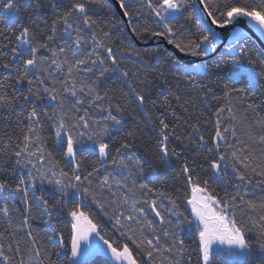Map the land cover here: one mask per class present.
Here are the masks:
<instances>
[{
    "label": "snow or ice",
    "instance_id": "snow-or-ice-1",
    "mask_svg": "<svg viewBox=\"0 0 264 264\" xmlns=\"http://www.w3.org/2000/svg\"><path fill=\"white\" fill-rule=\"evenodd\" d=\"M242 21L264 36V0H0V264H264V48Z\"/></svg>",
    "mask_w": 264,
    "mask_h": 264
},
{
    "label": "trees",
    "instance_id": "trees-1",
    "mask_svg": "<svg viewBox=\"0 0 264 264\" xmlns=\"http://www.w3.org/2000/svg\"><path fill=\"white\" fill-rule=\"evenodd\" d=\"M95 11L97 12V14H101L102 15L106 11V8L105 7H101L99 4H97L95 6ZM113 11H116V10L113 8ZM25 15H27V13ZM3 27H5V26L0 24V28H3ZM12 27H15V25H13ZM248 40H249V45L250 46L254 45L256 49H261L257 45V43L255 41H253L250 38H248ZM150 41H152V40H149L147 43H149ZM155 42H156V44H153V45H150V46H145V44H147V43H145L142 39L133 38L132 40H126L123 43L126 46L135 47V48L139 49L140 51H149V52L151 51L152 48L157 47L158 45L162 46V47H168L166 45H161L160 41H155ZM139 43H141V45ZM168 50H169V52L172 51L171 48H169ZM127 66L129 68H132L133 70H136V67H137L136 65H133L130 62L127 64ZM117 76H118V74H114V75L111 76V81L114 82L112 86H114V87H120L121 86V82H120V80L117 79ZM169 82L173 83V81H171V80ZM210 103H216V102L212 101ZM209 128H211V125H209ZM162 179H163V177H162ZM166 183H168L169 187H171V183L172 182H171L170 178H169L168 181H166ZM86 210L90 211L92 214H94L97 217H99L101 223H104L106 227H109V233L112 232V230H111V228L109 226V223L107 222L106 217H103L102 214L99 213V210L97 208L92 207V208H89V209H86ZM181 210L182 211L184 210L183 203L181 204ZM33 227H34V229H36L40 233L41 238L44 241H46L47 237L44 236L43 233H44L45 229L50 227V225L46 221V219H37V220L33 221ZM57 227H58L59 231H62L64 233L65 242L67 243L68 238H69L67 223L65 222V223H62V224H58ZM181 235H184V233H181ZM113 238H115V237L113 236ZM186 242H190V241L186 238ZM50 250L52 252H55L57 249L52 248ZM53 259H55V256H53ZM107 259H108L107 257H99V258H96L95 261H96V264H103V262L106 261ZM192 264H196V253L194 251L192 253Z\"/></svg>",
    "mask_w": 264,
    "mask_h": 264
},
{
    "label": "water",
    "instance_id": "water-1",
    "mask_svg": "<svg viewBox=\"0 0 264 264\" xmlns=\"http://www.w3.org/2000/svg\"><path fill=\"white\" fill-rule=\"evenodd\" d=\"M113 8L117 12L119 11L117 8H115L114 3H113ZM239 27H241L242 31L247 34L248 38L255 41L260 48H264V36H261L260 33L255 28H253L250 23H248L246 21H242L241 25ZM139 44L141 45V43H139ZM153 44H156L155 40L150 41L149 43L145 44V46H150ZM177 55H179V54H177Z\"/></svg>",
    "mask_w": 264,
    "mask_h": 264
},
{
    "label": "bare ground",
    "instance_id": "bare-ground-1",
    "mask_svg": "<svg viewBox=\"0 0 264 264\" xmlns=\"http://www.w3.org/2000/svg\"><path fill=\"white\" fill-rule=\"evenodd\" d=\"M95 259H96V258H95ZM95 259H94V260H95Z\"/></svg>",
    "mask_w": 264,
    "mask_h": 264
}]
</instances>
